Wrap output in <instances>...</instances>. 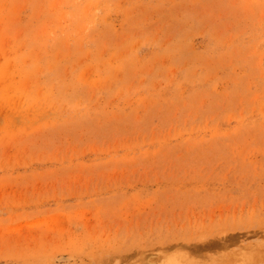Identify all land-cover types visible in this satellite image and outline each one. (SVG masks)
Listing matches in <instances>:
<instances>
[{
    "label": "rangeland",
    "instance_id": "1",
    "mask_svg": "<svg viewBox=\"0 0 264 264\" xmlns=\"http://www.w3.org/2000/svg\"><path fill=\"white\" fill-rule=\"evenodd\" d=\"M0 264H264V0H0Z\"/></svg>",
    "mask_w": 264,
    "mask_h": 264
}]
</instances>
